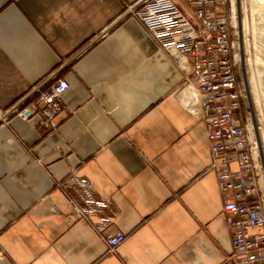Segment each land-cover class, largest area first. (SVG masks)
Listing matches in <instances>:
<instances>
[{
  "label": "crops",
  "instance_id": "1",
  "mask_svg": "<svg viewBox=\"0 0 264 264\" xmlns=\"http://www.w3.org/2000/svg\"><path fill=\"white\" fill-rule=\"evenodd\" d=\"M138 1L0 0V264H236L195 93ZM63 78L56 129L16 113ZM70 173L109 203L115 251L61 188Z\"/></svg>",
  "mask_w": 264,
  "mask_h": 264
},
{
  "label": "built area",
  "instance_id": "2",
  "mask_svg": "<svg viewBox=\"0 0 264 264\" xmlns=\"http://www.w3.org/2000/svg\"><path fill=\"white\" fill-rule=\"evenodd\" d=\"M186 2L194 11L195 22L182 15L171 0H139L131 12L161 49L175 58L185 85L195 93L193 110L204 123L211 155L209 169L217 174L224 194L222 211L233 233V260L236 264H264V199L260 198L256 171L257 142L248 129L242 105L244 88L237 74L233 2ZM69 89L64 78L46 90L39 84L29 95L31 106L15 111L24 119L56 129ZM60 185L64 192L77 193L71 203L84 219L97 216L94 226L108 251L124 243V233H106L112 222L102 213L109 203L94 196L86 178L70 173Z\"/></svg>",
  "mask_w": 264,
  "mask_h": 264
},
{
  "label": "rangeland",
  "instance_id": "3",
  "mask_svg": "<svg viewBox=\"0 0 264 264\" xmlns=\"http://www.w3.org/2000/svg\"><path fill=\"white\" fill-rule=\"evenodd\" d=\"M250 1H234L237 14L236 21L233 18V32L238 39L237 74L239 83L244 88L242 105L248 115L247 124L251 137L258 143L259 153L260 146L262 150V156L257 153L256 171L260 177V198L264 199V139L261 137V132H264V17L258 11L252 12ZM175 2L180 6L179 2ZM180 8L182 9L181 6ZM256 57H259L258 62Z\"/></svg>",
  "mask_w": 264,
  "mask_h": 264
},
{
  "label": "bare ground",
  "instance_id": "4",
  "mask_svg": "<svg viewBox=\"0 0 264 264\" xmlns=\"http://www.w3.org/2000/svg\"><path fill=\"white\" fill-rule=\"evenodd\" d=\"M175 5H176V7L179 9V11L181 12V14L182 15H184L187 19H189L190 21H193V22H195V14H194V17L192 16V15H190L185 9V12L180 8V6L174 1V0H171ZM185 2H186V0H184ZM235 0H232V2H233V11H234V20L236 21V17H235V15L237 14V10H236V3L234 2ZM247 8V7H246ZM250 9L252 10V12L254 13V12H256V11H258L259 13H261L262 14V16L264 17V1L263 0H251L250 1ZM194 13V12H193ZM244 25H245V27H246V23H244ZM244 30H246V29H244ZM256 61L258 62L259 61V57H256ZM263 65H264V63H263ZM193 111V110H192ZM261 137L264 139V132H261ZM254 140V139H253ZM264 141V140H263ZM259 145H260V143H259ZM258 143H257V146H256V149H255V151H256V153H255V155H256V157L258 158V156H257V153L259 154V156L261 155L262 156V153H261V146H260V153H259V151H258ZM260 158V157H259ZM263 162H264V159H263Z\"/></svg>",
  "mask_w": 264,
  "mask_h": 264
}]
</instances>
